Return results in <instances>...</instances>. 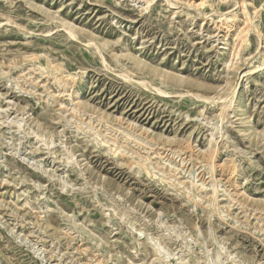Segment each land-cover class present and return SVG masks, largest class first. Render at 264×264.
I'll return each instance as SVG.
<instances>
[{
	"label": "rangeland",
	"instance_id": "1",
	"mask_svg": "<svg viewBox=\"0 0 264 264\" xmlns=\"http://www.w3.org/2000/svg\"><path fill=\"white\" fill-rule=\"evenodd\" d=\"M0 264H264V0H0Z\"/></svg>",
	"mask_w": 264,
	"mask_h": 264
},
{
	"label": "bare ground",
	"instance_id": "2",
	"mask_svg": "<svg viewBox=\"0 0 264 264\" xmlns=\"http://www.w3.org/2000/svg\"><path fill=\"white\" fill-rule=\"evenodd\" d=\"M148 3H149V1H148ZM202 6V5H201ZM188 8H190V7H188ZM213 13V12H212ZM220 20V19H219ZM249 25V24H248ZM70 31V30H69ZM242 31V30H241ZM240 40V39H239ZM93 42V41H92ZM227 47V46H226ZM70 95H72V94H70ZM72 96H74V95H72ZM80 97H79V95H78V93H76L75 94V97H74V99L76 100V99H79ZM226 98V97H225ZM74 107V106H73ZM193 149V148H192ZM215 149V148H214ZM217 150V149H216ZM209 151H211V153H212V150H209ZM215 151V150H214ZM209 152H207V154H206V157H207V155H208V162H209V160L211 161V154H208ZM217 153V152H216ZM217 155V154H216ZM214 157V156H213ZM213 159V158H212ZM215 160V159H214ZM215 163H217V162H215ZM162 164V163H161ZM212 166H213V162H212ZM193 180V179H192Z\"/></svg>",
	"mask_w": 264,
	"mask_h": 264
}]
</instances>
